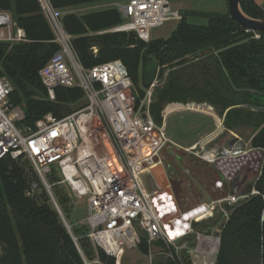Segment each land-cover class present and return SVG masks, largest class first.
Wrapping results in <instances>:
<instances>
[{
    "label": "trees",
    "instance_id": "1",
    "mask_svg": "<svg viewBox=\"0 0 264 264\" xmlns=\"http://www.w3.org/2000/svg\"><path fill=\"white\" fill-rule=\"evenodd\" d=\"M47 1L56 11L99 0ZM240 5L248 16L264 18V10L254 0H240ZM0 10L11 13L27 37L18 43L0 41V78L10 82L9 103L20 107L24 115L16 125L34 127L47 113L61 118L82 106L79 87H57L51 100L40 80L39 70L60 45L39 0H0ZM194 14L201 13L182 12L167 39L148 42L134 31H109L123 22L115 7L83 15L63 13L59 22L84 68L109 60L125 65L137 102L155 77V66L148 65L150 57L158 65H171L150 104L157 123L162 122L166 103L207 102L225 113L226 127L252 125L256 132L251 145L264 153V32L254 38L253 32L229 17L228 10L205 14L204 25L188 22L187 15ZM163 73L161 69L159 74ZM46 181L50 193L24 157L0 160V264H94L96 260L115 264L113 257L93 248L86 225L68 220L73 200L58 183L56 172L49 173ZM254 188L256 194L232 207L225 205L230 213L221 224L215 264H264V157ZM138 248L148 254L146 237ZM152 264L191 261L173 255Z\"/></svg>",
    "mask_w": 264,
    "mask_h": 264
},
{
    "label": "built area",
    "instance_id": "2",
    "mask_svg": "<svg viewBox=\"0 0 264 264\" xmlns=\"http://www.w3.org/2000/svg\"><path fill=\"white\" fill-rule=\"evenodd\" d=\"M39 2L60 45L39 70L40 80L51 100L57 87H79L83 104L61 118L47 113L34 127H19L16 121L23 118V111L9 103L12 86L5 77L0 78V160L7 156L27 159L49 193L46 176L55 169L58 183L70 196L86 197L88 216L83 224L88 228L87 237L95 250L113 257L115 264L127 249L138 247L142 237H146L150 256L156 241L168 249L174 245L187 250L190 257L208 255L200 233L195 234L197 242L192 249L186 243L175 245L186 242L195 222L213 215L214 205L205 201L183 211L170 187L150 192L142 180L144 173L162 165L163 148L174 144L163 121L157 123L150 114V89L137 102L132 79L120 60L84 68L70 47V36L62 29L59 14L47 0ZM114 7L130 20L109 31H134L145 42L151 40V28L182 17L169 0H127ZM26 40L24 29L13 22L11 13L0 10V41ZM198 145L183 149L209 162L242 154L239 148L209 154L204 145L197 150ZM256 193L253 190L251 194ZM94 264L100 263L96 260Z\"/></svg>",
    "mask_w": 264,
    "mask_h": 264
},
{
    "label": "rangeland",
    "instance_id": "3",
    "mask_svg": "<svg viewBox=\"0 0 264 264\" xmlns=\"http://www.w3.org/2000/svg\"><path fill=\"white\" fill-rule=\"evenodd\" d=\"M170 4L173 9H178L179 12L182 15V12L186 11H196L201 14H194V15H187V20L190 23L198 24V25H204L207 23V17L205 14L210 13H224L228 10V3L227 0H169ZM255 1V0H254ZM127 0H99L95 2H89V3H83L80 5L70 6L66 11L70 10L73 13H81V12H90L92 10H96L100 6H115L117 4H124ZM256 2V1H255ZM264 2V0H263ZM256 4H258L256 2ZM263 10L264 7H262L260 4H258ZM65 9L63 10H56V12L60 15L65 13ZM130 19L128 17H122L123 22H127ZM179 20L177 19H169L164 21L161 25L153 27L149 30L150 38L153 39H167L172 31L176 28ZM150 67L155 66V77L151 84H154L151 87L150 86L145 90L150 89L151 91V100L150 104L154 102V94L156 89L161 86L166 77L167 74L170 72L171 65H158L155 57L151 56L149 60ZM161 69H164L163 74H159ZM151 87V88H150ZM188 104H195L196 106L190 107L193 110H203V105L205 107H211L212 111L215 112L219 116V118L222 119L223 116H225V113L221 111L220 107L218 106H212L208 104L207 102H196L193 100H187L185 103H166L162 107L161 115H162V121L165 124V132L166 135L172 139L176 144L179 145H185L189 146L193 141H195L200 135L204 134L205 132L211 130L214 128L213 119L205 115L204 113L195 112L193 110H190L189 107H187ZM176 106H182L186 107L185 109H175V111L170 112L167 116L164 117L166 112L170 110L171 108H177ZM74 108L77 106H73ZM208 109V108H207ZM205 112V111H204ZM207 112V110H206ZM255 128L252 125H241V127L238 128L236 131V137L240 138L242 143L241 151L242 153H256L257 148H253L251 145V139L255 134ZM204 145L203 143H199L197 150H199V147ZM205 148V147H204ZM191 158L194 160V162L201 161L199 157H196L192 155L191 153H188V159ZM243 158L245 157L244 154H242ZM247 155V154H246ZM260 154H255V159H259L257 156ZM190 158V159H191ZM263 161V159H262ZM262 164V162H261ZM52 172H57L55 169L52 170ZM256 191V189H253ZM250 195V194H249ZM248 195V196H249ZM73 200L71 210L69 213L68 220L75 223V224H83L86 221V218L88 216V203L86 200V197L82 198H73L70 196ZM245 198V197H244ZM244 198L238 199L237 201H223L217 204H214V210L213 215L205 220H201L198 222H195L193 224V230L194 232L189 235L188 239L183 242H178L175 246L178 247L182 243H186L185 245L188 248H194L196 246L197 240L195 239V234L200 233L203 236V242L202 247L209 248L208 255L204 256H198V257H190V254H188L187 250H180L176 249L174 245H170V248L168 249L166 245L162 244V242L156 241L150 248V252L152 256H150V253L144 254L138 247L127 249L120 261L119 264H152L158 261H162L165 258L171 257L172 255H175L179 259H182L183 257H187L190 259L191 264H215L216 255L219 248V234L221 231V224L226 220L227 216L229 215L230 211L225 208V205L227 204L229 207H232L239 201L243 200ZM188 200H183L182 203H187ZM264 213V211H263ZM214 247V251L212 248Z\"/></svg>",
    "mask_w": 264,
    "mask_h": 264
},
{
    "label": "crops",
    "instance_id": "4",
    "mask_svg": "<svg viewBox=\"0 0 264 264\" xmlns=\"http://www.w3.org/2000/svg\"><path fill=\"white\" fill-rule=\"evenodd\" d=\"M258 4L264 7L263 0H255ZM111 6H100L96 10L106 9ZM114 7V6H113ZM67 7L66 9H68ZM65 9V11H66ZM71 12L70 10L65 13ZM89 12L76 13L77 15H83ZM225 13V12H224ZM195 107V104H188L187 107ZM186 107H184L185 109ZM203 110H193L195 112L204 113L213 119L214 128L200 135L195 141L189 146L176 144L174 145L179 149L190 147L197 143H203L205 150L209 154L219 153L224 149H236L242 148L240 138L236 137V131L241 126L228 128L225 126L224 116L219 118L212 108L205 107ZM208 108V109H207ZM177 109V108H176ZM183 109V108H180ZM207 110V112H206ZM172 140V139H171ZM243 154V153H242ZM230 156L223 159H217L214 162L203 160V170L197 171L194 168L193 159L184 158V164L179 172L174 175H168L165 165H161V169L151 174L149 177L150 186L153 189H165L170 187L175 199L183 211L190 210L195 207L198 203L207 202L210 205H214L231 197L241 196L242 192L247 188L249 177L254 174L257 166H259L261 157L255 159L257 153H245V157L242 156ZM247 154V155H246ZM190 161L191 164H188ZM260 174H258L259 177ZM258 178L255 179V182ZM254 182V185H255ZM253 185V189L254 188ZM225 198H222L223 196ZM183 200H188L187 203L183 204Z\"/></svg>",
    "mask_w": 264,
    "mask_h": 264
},
{
    "label": "water",
    "instance_id": "5",
    "mask_svg": "<svg viewBox=\"0 0 264 264\" xmlns=\"http://www.w3.org/2000/svg\"><path fill=\"white\" fill-rule=\"evenodd\" d=\"M228 3V14L229 17L234 20L238 26L243 28L245 31H251V32H256L260 34L261 32H264V18H253L245 14V12L242 10L241 5H240V0H227ZM260 167H261V161L259 166H257L256 171L252 176L249 177V184L247 188L242 192L241 196H247L252 193L253 191V185L255 182V179L258 178V174H260ZM161 169V166H158L154 169H152L150 172H146L142 175V180L145 184V187L147 188L148 191H153V189L150 186L149 183V177L151 174H154L158 172ZM226 196L224 195L222 198H225ZM58 212L60 213L59 209L57 208ZM61 215V213H60ZM264 216V213H263ZM66 228L69 230V225L66 223V221L62 218Z\"/></svg>",
    "mask_w": 264,
    "mask_h": 264
},
{
    "label": "flooded vegetation",
    "instance_id": "6",
    "mask_svg": "<svg viewBox=\"0 0 264 264\" xmlns=\"http://www.w3.org/2000/svg\"><path fill=\"white\" fill-rule=\"evenodd\" d=\"M256 153L260 154L261 162L264 157L263 151L257 149ZM193 155V154H192ZM188 157V153L184 149H179L174 144H169L163 148L161 152L162 165H165L168 175H174L176 172H179L181 167L186 164L184 163V158ZM191 158V156L189 155ZM192 159V158H191ZM203 160L198 161L194 164V168L197 171L203 170ZM188 164H191L190 161H187Z\"/></svg>",
    "mask_w": 264,
    "mask_h": 264
},
{
    "label": "bare ground",
    "instance_id": "7",
    "mask_svg": "<svg viewBox=\"0 0 264 264\" xmlns=\"http://www.w3.org/2000/svg\"><path fill=\"white\" fill-rule=\"evenodd\" d=\"M176 107H177V109L184 108L182 106H176ZM192 215H193V213H192ZM187 217H189V216H187Z\"/></svg>",
    "mask_w": 264,
    "mask_h": 264
}]
</instances>
